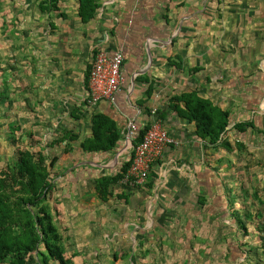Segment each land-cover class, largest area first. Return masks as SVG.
<instances>
[{
	"label": "rangeland",
	"instance_id": "374dc122",
	"mask_svg": "<svg viewBox=\"0 0 264 264\" xmlns=\"http://www.w3.org/2000/svg\"><path fill=\"white\" fill-rule=\"evenodd\" d=\"M58 6L53 11L50 0H0V177L7 171L9 175L18 173L17 181L12 179L4 190L12 200V213L18 214L19 196H29L24 188L30 176L22 177L16 163L31 158L26 155L31 153L36 172L43 165L47 179L55 183L44 205L58 227L69 264H264L261 189L251 188L246 198V191L240 188L235 202L227 195L222 205L207 186L184 190V181L171 176L183 173L182 155L178 164L169 165L167 180L150 183L151 174L144 184L129 185L140 192V209L126 203L125 218L118 211L127 199L123 187L112 188L108 201H101L111 205L102 221L115 216L124 224L119 226V235L107 220V229L97 233L103 238L91 247L89 238L80 239L89 235V187L85 190L83 182H78L79 193L66 173L81 167V157L86 154L81 142L89 135V109L93 108L86 107L85 96L76 93L80 78L74 72L85 78L89 52L99 47H89V20L81 17L80 0H59ZM65 130L73 131L78 139L62 140ZM201 139L203 149L195 159L213 168L216 147L209 137ZM132 150L130 147L127 153ZM54 156L58 158L51 165ZM125 156L118 158L112 173L120 169ZM63 177L67 186L61 182ZM119 183L127 185L124 180ZM95 198L101 200L98 195ZM99 208L94 201L92 209L97 214ZM98 217L94 215L96 225L101 221ZM16 218H24L25 225V217ZM12 224L20 229L17 222ZM39 249L44 251L43 244ZM37 252L27 254V264H38ZM50 264L59 262L51 260Z\"/></svg>",
	"mask_w": 264,
	"mask_h": 264
},
{
	"label": "crops",
	"instance_id": "0c3cea01",
	"mask_svg": "<svg viewBox=\"0 0 264 264\" xmlns=\"http://www.w3.org/2000/svg\"><path fill=\"white\" fill-rule=\"evenodd\" d=\"M94 45L110 52L123 50L125 82L115 101L103 100L93 111L89 109V137L92 116L100 112L116 123L121 139L112 151L85 152L81 167L66 173L79 193L80 181L83 189L89 187V235L81 236L83 242L89 238L91 247L103 238L97 233L107 229V220L119 235V226L124 225L119 218L101 219L111 205L105 204L106 210L95 198V182L113 174L118 158L131 155L127 152L134 149L135 138L127 137L129 122L142 127L152 119L153 110L182 143L169 146L153 164L150 183L170 178L169 165L178 164L182 155L183 173L171 176L184 181V190L207 186L222 205L227 195L232 203L240 188L247 198L255 187L264 199V0H101L95 18L89 21V47ZM93 52H89L91 61ZM74 74L80 78L76 93L86 98V77ZM184 92L209 99L228 113V124L214 149L213 168L195 159L203 149L197 123L172 109L171 98ZM181 106H185L183 101ZM241 124L244 127L238 128ZM61 180L67 186L65 177ZM115 187H123L122 194L127 195L118 209L123 218L126 203L140 209L138 189L120 183ZM94 201L101 207L100 214L92 209ZM94 215L100 216L98 225L93 223Z\"/></svg>",
	"mask_w": 264,
	"mask_h": 264
},
{
	"label": "trees",
	"instance_id": "16d2710c",
	"mask_svg": "<svg viewBox=\"0 0 264 264\" xmlns=\"http://www.w3.org/2000/svg\"><path fill=\"white\" fill-rule=\"evenodd\" d=\"M50 1L53 11L58 10L59 0ZM100 2L101 0H80L79 12L83 20L91 21L95 18ZM85 15H87V18ZM98 50V48L94 50L93 56ZM91 66L92 62L88 64L86 72L87 87ZM182 101L185 106H181ZM170 103L172 109L179 116L186 117L197 123V134L199 137L203 139L209 137L211 143L215 146L217 145L222 132L228 124V113L216 107L211 100L197 97L192 92L176 95L171 98ZM87 105V98H85V106L87 107ZM80 110L82 111V108ZM150 124L151 120L144 123L140 131L135 135V145L143 139ZM243 127L242 124L238 126V128ZM64 133L65 136L62 140L65 138L69 140L78 139L79 137L73 134L74 132L71 130H65ZM120 139L121 133L116 123L109 116L95 112L92 116V136H86L81 143L85 152H109L115 148ZM26 155L31 158L33 156L31 153H26ZM31 158H22L19 163H16L18 166L17 171L22 177L30 176L24 188L29 196H19L22 202L20 203L18 214L12 213L10 209L12 200L7 194H4V190H8L12 181H17L18 173L9 175L7 171L4 177H0V264H27V254L34 250H38V264H50L51 260L58 261L59 264H69V260L64 254L65 249L61 245L58 227L52 223L53 217L44 205L48 192L53 190L55 183L47 179L46 175H48V172H44L47 169L43 165H40V168L37 169V171H41L36 172L37 167L34 168L32 166ZM57 158V156H54L51 159V165L54 164ZM133 158L134 149L131 151V155L122 161V165L116 173L102 175L96 179L95 191L101 201H107L112 195V188L127 176ZM25 198L28 200H24ZM35 207H39V209L34 211ZM18 215L27 219L25 225L22 224L24 218L21 221L17 220L16 217ZM15 222L19 226V230L13 228L12 223ZM24 228L27 229V232L24 231ZM20 231L24 233L22 236L19 233ZM41 244L45 248L44 251L39 249Z\"/></svg>",
	"mask_w": 264,
	"mask_h": 264
},
{
	"label": "built area",
	"instance_id": "2783aa9c",
	"mask_svg": "<svg viewBox=\"0 0 264 264\" xmlns=\"http://www.w3.org/2000/svg\"><path fill=\"white\" fill-rule=\"evenodd\" d=\"M124 52L116 49L110 52L99 49L93 56L92 66L88 78L87 102L94 108L103 100L115 101L116 94L125 82L123 75ZM149 129L143 139L134 145V158L127 176L126 184L136 186L147 181L153 164L161 159L169 146H180L181 140L174 137L164 125L163 120L156 115L155 110ZM141 125L130 121L127 128V137L135 138Z\"/></svg>",
	"mask_w": 264,
	"mask_h": 264
}]
</instances>
